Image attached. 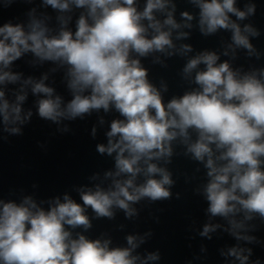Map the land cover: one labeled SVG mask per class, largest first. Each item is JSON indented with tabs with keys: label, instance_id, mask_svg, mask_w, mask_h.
I'll list each match as a JSON object with an SVG mask.
<instances>
[{
	"label": "clouds",
	"instance_id": "obj_1",
	"mask_svg": "<svg viewBox=\"0 0 264 264\" xmlns=\"http://www.w3.org/2000/svg\"><path fill=\"white\" fill-rule=\"evenodd\" d=\"M17 2L34 0H0V6ZM179 2L197 12L181 11L178 22V0H144L142 5L140 0H41L58 13L55 27L53 18L37 16L35 7L26 13V23L0 26V141L23 136L34 115L61 134L72 132L71 122L94 113L119 116L110 122L107 144L96 146L99 155L114 160V170L104 172L111 181L106 187H77L81 202L67 193L39 202L32 195L18 202L0 198V264H157L159 249L139 251L152 239L151 229L126 235L125 245H114L106 232L98 238L86 233L93 220H115L117 210L131 220L139 217L134 205L171 200L176 180L168 166L174 156L194 162L196 172L201 165L204 169L206 182L193 193L206 201L209 222L197 234L211 241V233L222 228L236 241L219 250L225 264H264L246 246L264 244L254 234L264 225V67L250 64L245 71L232 64L238 50L248 61L264 57L252 43L261 31L241 23L256 15L257 4L249 0L241 10L237 0ZM194 27L204 37L230 33V42L220 54L204 50L188 58L180 75L193 86L166 100L162 92L168 85L161 80L158 89L150 82L141 59L152 56L153 64L167 68L168 58L187 57L193 46H177L174 40L190 39ZM29 53L30 67H55L39 79L14 71V62ZM56 73L67 96L57 91L55 79L46 83ZM29 89L36 99L25 109ZM97 119L105 123L103 116ZM98 178V173L89 177ZM217 217L227 226L210 222ZM201 250H206L203 245Z\"/></svg>",
	"mask_w": 264,
	"mask_h": 264
}]
</instances>
